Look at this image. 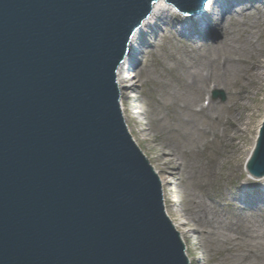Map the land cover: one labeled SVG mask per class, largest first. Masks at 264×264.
I'll list each match as a JSON object with an SVG mask.
<instances>
[{
    "label": "water",
    "instance_id": "95a60500",
    "mask_svg": "<svg viewBox=\"0 0 264 264\" xmlns=\"http://www.w3.org/2000/svg\"><path fill=\"white\" fill-rule=\"evenodd\" d=\"M164 1L0 0V264H189L120 97L165 31L209 49L264 0ZM230 198L263 212L264 182Z\"/></svg>",
    "mask_w": 264,
    "mask_h": 264
},
{
    "label": "bare ground",
    "instance_id": "6f19581e",
    "mask_svg": "<svg viewBox=\"0 0 264 264\" xmlns=\"http://www.w3.org/2000/svg\"><path fill=\"white\" fill-rule=\"evenodd\" d=\"M262 23H264V7L257 6L254 11H248L243 16H227L226 25L223 27L225 34L223 41H218L216 45L209 49L205 43H201L200 46L193 48V43H190L189 40H185L186 42L182 41L190 44V46H185V56L188 60L187 62L181 61L182 70L180 72L185 73L184 75L180 73L178 80L186 83V77H191L190 79L188 78L191 81L188 83L189 86L187 84L186 87L184 86L188 95V101L196 100V98L202 96L199 102V105L201 103L200 107L197 109L193 105L190 107L191 115L186 113L185 121L190 126L189 134L186 136L192 140L194 139L193 137L201 135V129L203 132H207L209 122L212 124L220 121L219 128H222V131L213 132L212 143L215 146L212 149V155L208 162L200 165L205 174V179L199 186L201 190V193H199L200 200L192 199L189 201V204L184 205L186 222H179V219L175 216V211L169 209V204L175 206L176 203L168 196L166 186L172 184L171 194L183 197L185 192L180 190L177 182L185 180L186 174H189V176L192 174V178L196 177V173H198L197 169H194L193 165L184 159L179 150L172 147L166 149L169 152L163 149L161 154L152 157V159L158 162V165L155 164L153 168L161 179L164 202L167 207L165 211L170 216L175 229L182 236L181 239L186 246V250L189 249L188 243H192V252H195V247H197L195 244V241H197L196 233L203 232V235L214 238L228 232L230 241L236 242L242 240V238H248V240L256 239V233H262L260 229L264 227V210L261 212L258 209L256 213L240 220L239 217L237 218L234 210L235 207H239V204H235L230 198L231 193H235L237 185L241 193H243L244 190L252 191V185L260 188L264 182V176H258L251 169L259 148L261 130L264 125V113L257 120V113L253 107L256 105H251V97L254 95L264 97V66L262 65L264 63V47L259 48L261 44L260 40L253 41L248 38L250 34H254L260 30ZM167 34L168 32L165 31L162 35L167 37ZM220 49L238 50L239 56L233 57L222 53L215 56L216 51ZM148 51L151 50H145V54ZM198 66H204L200 74L197 71ZM144 70L145 66L142 64L139 72H134V77L139 78L137 82L141 80ZM254 75H256L258 80L254 84L255 92H249L247 91V84L253 82L252 78ZM238 82L241 83L244 91L237 93V96H241L242 98L237 100L236 105L240 100L246 99L247 97L245 98V96L250 95L246 99V103H244V111H247V113L244 112L245 115H241V112L237 113L238 111L232 113L235 104H230V107L227 104L225 107L219 100L212 99H210L207 106L202 104L204 96L210 91L211 84H214L215 89L222 91L219 92V95L225 92L228 99H230L234 96L233 86ZM222 96L225 95L223 94ZM137 99L138 95H133V97L123 96L120 97V102L122 113L127 118L126 124L129 131L133 134L134 140L140 143L130 125L131 121L135 122V126L139 127V135L143 133L140 129L138 117L132 111V109L134 110L133 101L136 103ZM196 116H203L208 120L206 127L194 129L198 121ZM254 123L257 124L255 137H249L252 144L248 146L246 143L249 139L246 136H249L251 125ZM143 140L147 141L151 139L148 136L143 138ZM149 149L156 153V147L150 146ZM224 171L228 172L229 178L225 183L211 182L213 178L217 179L223 176ZM168 172L174 174V181L165 177ZM242 173L246 177L242 176ZM177 176L178 180H176ZM199 239L201 241L206 240L200 237ZM254 253L261 259V263H263L264 250H257ZM246 256L250 257L247 254ZM253 260L255 261L256 259L253 258ZM189 262L192 264L191 259Z\"/></svg>",
    "mask_w": 264,
    "mask_h": 264
},
{
    "label": "rangeland",
    "instance_id": "374dc122",
    "mask_svg": "<svg viewBox=\"0 0 264 264\" xmlns=\"http://www.w3.org/2000/svg\"><path fill=\"white\" fill-rule=\"evenodd\" d=\"M248 38L253 41L260 40L261 44L259 45V48L264 47V23L260 25V30H258V32L250 34ZM182 41L183 40H180L178 34H170V32H168L167 37L162 35L161 39L156 42L157 46L155 50L148 51L145 54L146 56L142 63L145 66V70L142 73L141 80L138 81L140 84L138 99L136 103L133 101L134 110L132 109L135 113L134 115L138 117L140 129L143 133L139 135V127L135 126V122L131 121L130 125L140 143L137 141L135 142L139 145L140 149L149 160L152 159L154 155L161 154L163 149L166 150L168 147H172L179 150L184 159L188 160L190 164L193 165L194 169H197L198 173H196V177L192 178V174H190V176L189 174H186L185 180L177 182L180 190L185 192L183 197L171 194V189L173 188L172 184H168L166 186L168 196L171 197V200H173L174 203H176L175 206L168 203L169 209L171 211H175V216L179 219V222H186L187 218L184 216V205L189 204V201L192 199L197 201L200 200L199 193H201V190L199 186L205 179L204 170L200 167V165L208 162L212 155V149L215 146V144L212 143L213 132L222 131V128H219L220 121L211 124L210 122L208 123V120L205 117L196 116L198 121L196 126H194V129L197 130V127H206V123H208V131L203 132L201 129V135L193 137L194 139L192 140L186 136L189 134L190 130L189 124L185 121L186 113L191 115L190 107L193 105L197 109L200 107L201 103L199 105V102L202 96L196 98V100L194 99L188 101V95L185 87L186 84L188 85V83L191 82L189 80L191 77H186V83L178 80L181 73L180 70H182L181 61L187 62L188 60L185 56V46H190V44H186ZM192 47L195 48L194 45ZM237 51L238 50L235 49H220L216 51L215 56L222 53L236 57L239 56ZM257 53H259V51H257ZM262 65L264 66V63H262ZM203 69L204 66H198V74H200ZM184 73L185 72L181 74L184 75ZM136 79L139 80L138 77ZM252 80L253 82L247 84V91L249 92H255L254 84L258 81L256 75H254ZM219 90L214 88V84H211L210 91L204 96L202 104L206 106L208 100L210 101V99L219 100L225 107L227 104L229 107L230 104H235L232 113L237 111V113L241 112V115H245V113H247V111H244V103H246V99L250 97V95L245 96V98H247L240 100V102L236 105L237 100L242 98L241 96L238 97L237 93L239 91H244L240 82L233 86L234 96L230 99H228L225 92L223 93L225 96L220 94L217 95V97H214V92ZM130 97H133V95H130ZM263 99L264 97H259L258 95L251 97V105H256L253 107L257 113V120H259L261 115L264 113ZM237 119L239 118L237 117ZM256 129V123L251 125L249 136H246L249 139L246 143L248 146L252 144L250 138L255 137ZM131 135L133 137V134ZM148 136L151 140L144 141L143 138ZM150 146L157 148L155 149L156 153L149 149ZM166 151L169 152V150ZM150 163L153 167L155 164L158 165V162L154 159L150 160ZM225 170H227V168H225ZM242 176H244L243 173ZM165 177L173 181L175 180L172 172H168ZM227 179H229L228 172H225L223 176L217 179L213 178L211 182L225 183ZM176 180H178V176ZM168 217L170 218L169 215ZM260 230L262 233L257 232L256 239L248 240V238H242V240H238L236 242L230 241L228 232L215 236L214 238L203 235V232L196 233V251L192 252V243H188L189 249L186 250V254L188 259L192 260V264H264V262L261 263V259H259L254 253L257 250H264V227ZM199 237L205 238L206 240L201 241ZM246 254L251 258L247 257ZM253 258L256 260L254 261ZM189 264H191V262H189Z\"/></svg>",
    "mask_w": 264,
    "mask_h": 264
}]
</instances>
